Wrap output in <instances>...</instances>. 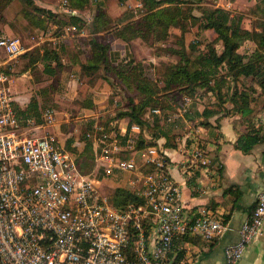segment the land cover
<instances>
[{"label": "built area", "instance_id": "built-area-1", "mask_svg": "<svg viewBox=\"0 0 264 264\" xmlns=\"http://www.w3.org/2000/svg\"><path fill=\"white\" fill-rule=\"evenodd\" d=\"M64 5L63 12L71 15L66 1ZM75 29L68 24L62 31ZM25 51L19 37L0 36V264H176L178 241H212L226 232L221 214L185 211L164 149L150 140L134 148L133 134L140 131L136 123L124 142L113 134L97 139V159L107 163L108 173H134L130 184L142 199L116 207L98 183L79 170L76 155L47 130L55 125L53 107L42 108L40 122L16 114L8 71ZM150 114L168 121L179 116L159 108ZM185 147L180 167L186 176L194 177L201 169L218 173L197 135L188 136ZM263 225L264 185L239 228L238 240L225 247L224 264H238Z\"/></svg>", "mask_w": 264, "mask_h": 264}, {"label": "crops", "instance_id": "crops-1", "mask_svg": "<svg viewBox=\"0 0 264 264\" xmlns=\"http://www.w3.org/2000/svg\"><path fill=\"white\" fill-rule=\"evenodd\" d=\"M35 4L50 9L47 5L36 2ZM228 4L233 3L229 1ZM126 8L133 12L134 18L143 14L140 2L130 0L126 3ZM53 12L61 14L63 18L67 15L63 11ZM94 12L80 13L84 26L80 28L70 24L76 27L74 32L63 33L65 26L56 30L54 25H51L52 29L48 31L39 29L40 35L45 33L42 40L49 41L48 44L60 52L62 66L60 71L52 76L42 72L40 63L38 70L46 79L47 87H42V91L45 93L51 91L59 95L54 99L52 104L54 106H51L56 112L55 125L47 130L57 134L60 142L76 155V161L80 158L82 163L79 170L84 175L93 178L101 191H111L109 195L115 204L114 192L117 189H125L134 195L137 194L136 188L130 184V179L135 174L117 170L108 173L107 163L97 159L99 153L97 139L103 134L111 135L116 131L117 137L124 142L128 135L133 134L130 126L136 122L127 115H118L128 110V96H133L135 103L139 98L132 85L129 87L124 80L115 79L102 67L88 74L82 72V64H86L91 57L90 38L105 35V32L91 33L88 30ZM107 13L115 18V15L112 16L109 11ZM207 31L214 35L212 30ZM71 33L74 34L69 35ZM137 40L135 38L125 42L120 38H109L107 41L110 45L109 61L116 66L134 59L148 75L149 71L153 72L156 69V58L149 56L148 59L143 60L140 53L142 47ZM51 64L56 65L55 62ZM22 75L24 78L33 77L29 71ZM30 79L21 82L19 77L14 76L11 80L10 91L13 100L21 108L27 106L34 91L33 85L28 81ZM153 80L157 79L153 77ZM67 81L73 84L74 94L71 96L66 92ZM60 84L65 91L59 89ZM43 100L40 98V103ZM216 104L217 97L212 91L199 88L191 95H184L181 105L159 108L163 112H179V116L171 121L158 116L161 118V124L175 122L174 126H179L180 134L176 137L175 145L163 146L167 141L166 136L163 135L156 137L155 141L170 159L169 173L180 186L183 208L189 215H194L203 209L217 212L228 225L226 232L213 243L199 237H186L178 241L177 246L181 247V251L176 257V264H224L225 247L238 239L239 228L250 215L264 185V142L256 144L249 152H243L235 147V142L241 134L249 131L253 126L264 124V111L255 117H243L233 111V104L228 100L220 111L208 116L203 114L208 107L217 108ZM153 108H149L146 115H151L150 110ZM205 122L209 126H205L203 124ZM105 129L109 131L106 132ZM145 131L140 126V131L133 134L135 149L143 146H140V140L145 144L151 138ZM190 135H197L200 138L210 157L215 160L217 174L201 169L196 171L194 177H190L181 170V162L187 152L185 145ZM135 157L138 160V155ZM105 181L109 189L101 187ZM238 264H264V225L262 233L247 246Z\"/></svg>", "mask_w": 264, "mask_h": 264}, {"label": "trees", "instance_id": "trees-1", "mask_svg": "<svg viewBox=\"0 0 264 264\" xmlns=\"http://www.w3.org/2000/svg\"><path fill=\"white\" fill-rule=\"evenodd\" d=\"M117 1L124 10L117 20L107 13L101 0H69L68 7L72 14L66 23L60 21L57 13L37 5H33L34 18H29V15L26 17L33 20L43 31L51 30V25H54L56 30L66 24H75L81 28L84 26V20L79 14L86 12L89 6L95 7L93 21L88 30L91 33L105 32V35L90 38L91 57L86 64H82L81 70L88 74L102 67L115 79H122L129 87L133 86L139 101L135 103L133 96H128V110L120 112L118 116L127 115L138 123L142 130H146L151 136L149 143L157 144L156 137L163 135L167 138L163 146H174L180 128L174 126L175 122L161 124V118L158 116L146 115L148 109L179 106L184 95H191L199 88L212 91L217 97V108L208 107L203 112L206 116L220 111L228 100L233 104V111L243 117H255L264 111V0H256L255 6L257 14L262 18L259 31H250L243 27V17L240 14H232L221 7L202 6L206 0H132L142 4L143 14L138 18H134L133 12L126 8V3L130 0ZM28 2L32 4L30 0ZM193 2L201 4L198 16L193 15V7L188 6ZM45 19H51L49 28L43 26ZM189 24H196L199 30H212L213 40L207 42L202 51L187 54L186 45L181 38L178 42L179 50L173 51L178 54V60L165 66L162 78L158 81L150 78L134 59L116 66L109 61L110 45L107 41L111 37L120 38L125 42L135 38L159 42L167 38L169 28L177 27L184 35ZM153 34L155 38H151ZM247 40L253 41L255 47L250 52L242 53L240 48ZM218 41L221 42L220 50L214 45ZM47 46L21 55V58L26 60L21 73H31L35 69L33 67L39 63L42 64V72L48 76L60 71V52L50 45ZM191 49H194V45ZM51 62L56 65L52 66ZM42 94L45 96V91H36L25 108L14 102L18 117L35 116L40 122ZM203 124L209 126L207 122ZM112 134L118 135L116 131ZM260 142H264V124L253 126L241 134L235 142V147L249 152ZM142 145L143 141L140 140V146ZM76 162L80 168V158ZM114 201L115 206L121 208L127 202H140L142 199L125 189H117L114 192Z\"/></svg>", "mask_w": 264, "mask_h": 264}, {"label": "rangeland", "instance_id": "rangeland-1", "mask_svg": "<svg viewBox=\"0 0 264 264\" xmlns=\"http://www.w3.org/2000/svg\"><path fill=\"white\" fill-rule=\"evenodd\" d=\"M32 4L28 2V0H0V36L7 35V36H16L19 37L22 41V44L26 48V52H32V51H38L40 48L48 47L49 41L42 40L43 36H40L39 29L41 28L37 26L33 20L29 19L31 16L34 18V10L33 5H37L36 3L47 5L50 7L51 11H64L65 5L64 1H66V5L68 7L69 0H30ZM102 6L106 11H109V13L114 16V20H117V17H119L122 14L123 7L118 3L117 0H101ZM232 2V5H229L228 2ZM188 6L193 7L192 8V14L198 16L200 14L199 7H201V4L198 3H192L188 4ZM202 6L207 7H221L223 9H226L230 11L232 14H240L243 17L242 20V26L247 28L250 31L253 30H260L261 26L260 21L262 18L257 14V10H255L256 0H206L202 3ZM69 8V7H68ZM48 9V8H47ZM128 9V8H127ZM94 6H89L87 11H94ZM126 11V10H125ZM64 13V12H63ZM26 15H29V18L26 17ZM66 15V14H65ZM57 16H59V19L61 22H67L66 16L64 18L61 14L57 13ZM62 17V18H60ZM113 18V17H112ZM51 25V19H45L43 26H48V28ZM67 25V24H66ZM60 34V33H59ZM74 34V33H73ZM72 33L69 35H73ZM156 36L153 34L151 35V38H155ZM166 38V37H165ZM163 38V39H165ZM183 39L185 45H186V51L188 53H197L198 51H202L205 48V45L207 42H210L213 40L214 35L211 34L208 31L199 30L197 28V25H190L188 26V30L184 33V35L181 34V31L177 27H171L168 30L167 38L163 41H152L150 40H144L141 38H137L139 45H141L142 50H140L141 57L143 60H146L149 58V56H154L156 58V69L152 72H148V76L153 79L156 78L159 80L162 78V73L164 72L165 66L168 63L175 62L178 60V54L174 53V50H179V44L178 42L180 39ZM161 40V39H160ZM190 46H189V45ZM194 45V49L190 50V47ZM215 48L217 50L221 49V42L218 41L215 44ZM255 44L253 41L247 40L244 42V44L240 48V52L245 53L246 51L250 52L252 49H254ZM26 59V58H25ZM26 63V60H23L21 56L14 62V65L12 69L9 71L10 75L12 77H19L20 81L30 79L22 75V67ZM38 66L33 67V71L31 72V75L33 76L29 81L31 85H33V93L34 95L37 90H42V87H47L45 84V78L42 74H40L38 71ZM37 82V83H36ZM250 83V81H248ZM240 84V82H238ZM25 84V83H24ZM235 84V82H234ZM20 85V84H19ZM41 86V87H40ZM37 87V88H36ZM67 87V94L68 96H71L74 94L73 84L71 81L66 82ZM31 89V90H33ZM59 89L62 91H65L62 84H60ZM44 100L41 101L42 108L46 106H54L52 105L54 102V99H56L59 95L58 93H52L51 91L46 92V95H41ZM71 98V97H70ZM69 100H67L68 102ZM63 104H65L62 101ZM264 105V103H263ZM102 188L109 189V186L107 185V182H103L101 184ZM111 191H106L105 193L109 195ZM110 196V195H109Z\"/></svg>", "mask_w": 264, "mask_h": 264}, {"label": "water", "instance_id": "water-1", "mask_svg": "<svg viewBox=\"0 0 264 264\" xmlns=\"http://www.w3.org/2000/svg\"><path fill=\"white\" fill-rule=\"evenodd\" d=\"M237 240H238V239H237ZM237 240H236V241H237ZM236 241H235V242H236ZM235 242H234V243H235ZM232 244H233V243H232ZM228 245H230V244H228ZM228 245H227V246H228ZM224 263H225V256H224Z\"/></svg>", "mask_w": 264, "mask_h": 264}]
</instances>
